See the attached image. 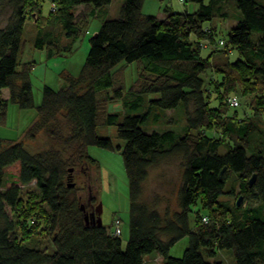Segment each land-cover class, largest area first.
Returning a JSON list of instances; mask_svg holds the SVG:
<instances>
[{"label":"trees","instance_id":"trees-1","mask_svg":"<svg viewBox=\"0 0 264 264\" xmlns=\"http://www.w3.org/2000/svg\"><path fill=\"white\" fill-rule=\"evenodd\" d=\"M186 1L194 4L192 12L166 7L165 17L157 19L141 13L145 0H123L117 17L103 21L89 38L80 74L62 75L61 90L44 87L35 120L20 140L0 139V264H153L147 256L160 257L162 264H217L209 258L224 250L232 252L234 264H264V0ZM42 2L0 0V20L8 15L0 27V127L10 104L35 108L36 63L20 60L26 26L34 33L28 38L34 51L44 50L47 59L65 56L73 50L71 41L88 33L97 10L111 4L51 0L44 16ZM78 7L83 10L75 13ZM230 17L237 23L225 41L217 40L214 21ZM123 62L138 63L129 89L116 86L113 73ZM246 96L251 100L240 104ZM120 99L122 113L104 112ZM99 126L115 127L122 148L99 137ZM40 133L53 145L29 152L27 140ZM91 146L121 151L129 187L124 250L103 226L85 224L80 195L67 185L70 169L89 175L93 168L97 178ZM171 159L180 184L175 210L167 204L162 211L160 196L144 199V184L150 171ZM15 165L18 175L12 177L6 170ZM30 185L38 192V208L23 198ZM33 231L46 234L51 251L32 246ZM184 238L183 256L170 257Z\"/></svg>","mask_w":264,"mask_h":264},{"label":"rangeland","instance_id":"rangeland-1","mask_svg":"<svg viewBox=\"0 0 264 264\" xmlns=\"http://www.w3.org/2000/svg\"><path fill=\"white\" fill-rule=\"evenodd\" d=\"M123 0H111V4L100 10H97V16L90 20L89 29L87 34L80 35L74 41H71L72 52L65 56H57L51 59H47L45 51H34L31 46L30 37L31 28L26 26L25 29V43L23 47V54L21 56L22 61H34L35 67L31 73V85L33 92V99L35 108L29 110H21L16 105L10 104L7 108V119L4 126L0 127V139L20 140L23 131L35 120L36 107L40 105L42 100V90L44 87H49L55 91L61 90L66 86L62 75L65 73L70 74L73 77H77L80 74V70L85 62L86 56L89 51V38L93 36L100 28L101 23L107 19L115 18L118 15V10ZM194 4L188 3L186 0H145L141 13L145 16H154L157 19H163L165 17L166 7L172 8L175 12H180L184 8L192 12ZM51 0H43L42 13L47 16L50 13ZM229 13L234 15V9L230 4L227 7ZM83 10V7H78L75 13ZM7 12L1 16L0 25H6ZM2 22V24H1ZM213 25H217L216 34L217 40L227 39L229 30L237 23L233 17L229 19H222L214 21ZM29 23V22H28ZM0 27H4V26ZM210 26V24H209ZM207 51L202 52V55L206 57ZM35 56V58H33ZM26 58V59H23ZM231 58H234V54ZM113 73H116L117 85H122L125 89H129L138 77V63L133 62L131 64L121 63L113 69ZM112 90L108 93L111 95ZM152 97V96H151ZM251 97L246 96L239 100V103L244 104V101H250ZM216 103H212V106H216ZM244 106V105H243ZM124 107L123 100H116L115 102H109L106 105L104 112L106 114L122 113ZM234 111V110H231ZM239 116H243L242 109H236ZM171 113L167 114L170 116ZM182 126V123H180ZM149 128V127H148ZM153 128H156L153 126ZM169 126L160 127L159 129L167 130ZM97 135L101 138L110 139L115 147L120 146L122 148L123 142L117 139L115 127L99 126L96 130ZM66 135V132H64ZM53 142L49 141L48 137L44 133H40L36 136L34 141L27 140L26 149L35 153L48 149L52 146ZM88 155L94 159L100 167L96 180V175L93 168L88 172H83L80 168L70 169V178L67 180V185H74L77 190V194L80 195V206L87 210L100 205L101 207V224L105 228L107 233H111L114 230V223L119 221L120 229V241L122 249L128 242L130 235L129 228V187L128 180L126 178L125 169L123 166V160L121 151L115 149L114 151H108L94 146L87 148ZM6 172L16 177L18 175V166L15 165L6 170ZM88 175V176H87ZM179 176L176 169V159H171L167 163L158 166L155 170L150 171L149 177L144 184V199L149 203L155 196H160V209H163L168 205L175 210V193L179 186ZM91 185V186H90ZM37 190L30 185L27 190L24 191L23 198L27 199L29 203H36ZM29 197L36 199H29ZM95 199V202L93 200ZM92 199L93 204L89 201ZM224 199V198H223ZM222 199V200H223ZM39 201V200H38ZM37 201V202H38ZM226 201V200H224ZM234 200H229L230 204H233ZM38 208V204L36 203ZM9 211V210H8ZM204 213V211H201ZM191 225L193 224V215H190ZM35 242V248L47 249L51 251V241L40 231H33ZM188 246V239L184 238L175 244L169 253L172 258L179 259L183 256L184 251ZM211 262L217 264H234L232 258V252L228 250L217 251L215 257L209 258ZM145 261L153 264H162L160 257H145Z\"/></svg>","mask_w":264,"mask_h":264},{"label":"water","instance_id":"water-1","mask_svg":"<svg viewBox=\"0 0 264 264\" xmlns=\"http://www.w3.org/2000/svg\"><path fill=\"white\" fill-rule=\"evenodd\" d=\"M72 172V170H69V173ZM224 172V171H223ZM254 180H255V176H253L250 181H249V186H252V184L254 183ZM69 188H73L74 185H69L68 186ZM242 199L241 197L237 200L236 202V207H239L240 203H241ZM84 208L81 207V211H83ZM100 215H101V207L100 205H98L96 208H95V213L92 214L91 218H89V215H85L84 216V221L86 223V225L88 224V220L89 219H92V224H97L98 226H101V219H100Z\"/></svg>","mask_w":264,"mask_h":264},{"label":"built area","instance_id":"built-area-1","mask_svg":"<svg viewBox=\"0 0 264 264\" xmlns=\"http://www.w3.org/2000/svg\"><path fill=\"white\" fill-rule=\"evenodd\" d=\"M220 46L223 45L222 42L219 43ZM202 48L203 49H206L207 48V45L203 44L202 45ZM229 104L232 106V107H235L238 105L237 101L236 100H233V99H229L228 100ZM120 235V230H119V221L116 220L115 223H114V230H113V233H112V236L113 237H118Z\"/></svg>","mask_w":264,"mask_h":264},{"label":"crops","instance_id":"crops-1","mask_svg":"<svg viewBox=\"0 0 264 264\" xmlns=\"http://www.w3.org/2000/svg\"><path fill=\"white\" fill-rule=\"evenodd\" d=\"M192 9H194V6L192 7ZM33 58H35V56H34ZM23 59H26V58H23ZM1 93H2V94H1V98H2V99H6V98L8 97V94H9V93H8V90H3ZM31 124H32V123H31ZM31 124H30V125H31ZM30 125H29V126H30ZM29 126H28V127H29ZM28 127L23 131V133L28 129ZM23 133H22V134H23Z\"/></svg>","mask_w":264,"mask_h":264},{"label":"clouds","instance_id":"clouds-1","mask_svg":"<svg viewBox=\"0 0 264 264\" xmlns=\"http://www.w3.org/2000/svg\"><path fill=\"white\" fill-rule=\"evenodd\" d=\"M220 42H222V41H220ZM220 42H219V43H220ZM222 43H223V42H222ZM218 47H223V45L220 46V44H219ZM201 48H202V46H201ZM202 49H203V48H202ZM209 49H211V47L207 45V48L204 49V50H209ZM97 206H98V205H97ZM97 206H96V207H97ZM96 207H95V208H96ZM89 223L92 224V221H91L90 219L88 220V224H89ZM85 224H86V223H85ZM88 224H87V225H88ZM92 225H97V224H92ZM101 226H102V225H101ZM119 230H120V229H119ZM112 233H113V231H112L111 233H109V234H111V236H112ZM119 237H120V235H119L118 237H115V238H119Z\"/></svg>","mask_w":264,"mask_h":264},{"label":"flooded vegetation","instance_id":"flooded-vegetation-1","mask_svg":"<svg viewBox=\"0 0 264 264\" xmlns=\"http://www.w3.org/2000/svg\"><path fill=\"white\" fill-rule=\"evenodd\" d=\"M83 213H84V216L87 214V215H89V218H91L92 214L95 213V207L92 208L91 210H86V209L84 208ZM90 220L92 221V219H90Z\"/></svg>","mask_w":264,"mask_h":264}]
</instances>
